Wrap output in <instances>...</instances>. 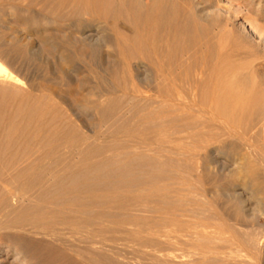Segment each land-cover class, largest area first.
Returning a JSON list of instances; mask_svg holds the SVG:
<instances>
[{"label":"bare ground","instance_id":"obj_1","mask_svg":"<svg viewBox=\"0 0 264 264\" xmlns=\"http://www.w3.org/2000/svg\"><path fill=\"white\" fill-rule=\"evenodd\" d=\"M263 5L264 0H0V81L8 87L22 82L15 72L6 74L3 61L32 79L31 66L54 75L27 81L29 98L13 99L0 143L23 116L22 105L34 114L45 111L39 108L45 98L70 108L81 97L96 114L104 103L117 102L126 127L112 136L123 150L198 159L205 198L247 231L233 232L242 252L223 254L218 264H264V144L252 146V133L247 138L246 128H236L238 117L256 107L257 127L264 129V91L255 86L261 82L249 69L253 65L219 67L239 31L264 33V24L252 18ZM75 72L88 73L102 86L86 93V83L70 76ZM58 84L77 88L62 93ZM18 132L19 151L0 152V264H122L126 248L135 254L123 242L177 246L207 229L183 220L185 210L160 214L162 208L152 204L162 187L134 184L132 191L123 179L119 190L109 192L113 188L93 183V164L76 159L94 138L70 135L52 151L25 152V131ZM153 211L156 217L141 215ZM258 229L260 258L254 248Z\"/></svg>","mask_w":264,"mask_h":264},{"label":"rangeland","instance_id":"obj_2","mask_svg":"<svg viewBox=\"0 0 264 264\" xmlns=\"http://www.w3.org/2000/svg\"><path fill=\"white\" fill-rule=\"evenodd\" d=\"M252 18L259 20L260 23L264 24V5L263 8L258 12L253 10ZM239 32L242 33L240 34ZM239 32L238 34H240V36L237 35L235 38H233L228 50L224 51V55L222 54L219 63L222 67L220 65L219 67L221 69H227L223 67L233 69V67L235 68L239 65L237 68L245 67L246 69H248L249 65H253L252 67L249 66V69H254L253 71H250H255L254 74L257 75V79L259 78L258 80L256 79V82L258 83L259 81L262 83H258V85L255 83V86L258 89H262L264 91V33L260 36H256L245 31L244 29ZM4 62L5 64H9V62L3 61V63ZM248 62H250V64H248ZM5 64H3V66ZM7 65H5L6 67H4L7 69H5L6 74L15 72V74L23 83L20 82L19 87L17 85V88L16 86L8 87L4 82L0 81V128L8 124L9 122V113L11 111V107L14 105L13 99L22 100L25 99V97L27 99L28 93L30 95V90L27 89V85L29 83L35 82L33 81L34 78H38L37 82H41L44 79L52 78L53 75V72L47 71L43 66L39 68L31 66V71H34V77L32 79L29 75L18 72L13 64H11L12 66L9 64L10 67L14 66L13 68H10ZM232 65L234 66L231 67ZM78 67L79 66L75 64V68L73 70L77 71ZM70 76H75L86 83V93L89 91H93L92 89L94 88H91L93 86H96V88H100L102 86H98L96 84L97 81L93 79V76L89 75L86 72H84L83 74L75 72L74 74L71 73ZM57 82L60 83L59 80ZM59 86L60 85L58 84V87ZM76 88L77 86H73L71 89H68V87H65L63 85L62 87L60 86V89L58 88V90L62 93H65L68 90L73 91ZM48 98L49 99L45 98L39 103V108H46V112L40 110L34 113L36 114V117L33 113L28 112L29 109L26 108L25 105H22L21 109L22 111H24V114L22 115L25 116H19L16 119L17 125L15 129L18 134H20V132L18 131H25L26 135L23 137V139L26 137V140L24 139L25 142L22 141L24 142L22 143L24 144V146L22 147V149L24 148L23 151L27 152V150H35L41 152L43 150V153H46V151H52L54 150V148H57L56 146H60V144H62L63 138V140H65V138L67 139L70 135H86V137H90V140L91 138H94L93 140L89 141V147L82 154L77 155L76 159V161H82L83 159H85L84 161H86L85 163L88 166H92L93 164L92 167L90 166L92 169L89 172L88 176L93 183H96L100 187H103L104 189H106V191L108 189L112 190L113 188L112 191L108 190L109 192L115 191L114 188L119 190V188H121L125 183L126 184L123 187H128L130 185L129 190L132 191L134 190V186L136 189V187L140 184L149 185L152 183L155 187H162L161 189L163 190L161 193H157V195L159 196L152 204L155 209H157L158 206L162 208V212L160 214H165L171 211L178 214L181 210H185L187 211L188 216L183 220L187 222H197L207 227V229L204 230V232L200 233L197 237L186 242L182 241L177 246H172L170 244L161 242L137 243L136 245L128 244V242H123L124 248L128 246H134L133 248L135 249V254L133 253V250H130V248H126V250L124 251L125 253L122 252V258H124L122 259V264H134L133 261L135 262V264H195L198 261H205L204 264H218V261H220V259H223L221 258L223 257V254L232 253L233 255H238L242 252L241 250L243 249V245L239 247L238 243L233 240V232L236 231L240 232L241 234L243 233L242 235L244 236L247 231L241 227L232 225V223L229 222L225 217L222 210L217 205L211 203L209 199H206L207 197L205 198L203 190L204 185L198 180L199 171L197 172V169H199L200 162L197 161L198 159L196 160L189 156L187 158L186 156L183 157L175 155H161L160 157L154 152L151 153L147 151L146 153L145 149H136L130 146H128L126 149L124 148V150H126L124 151L122 148V144L120 142L118 143V141L113 137L117 132L126 127L121 119L122 111L121 108H119L121 106L117 104V102H107L113 104V108L107 103H104L100 113H96L99 115H96L95 112L87 105V103L81 100V97L76 98L73 101L72 107L70 108L67 104L62 103V101H59L56 98ZM205 103L210 104L209 101ZM114 104L117 106H115ZM108 106L112 110H110ZM24 107L26 108V110ZM131 107L132 106H129L130 111L133 108ZM126 108L127 110H129L128 107ZM250 108H248V110H245V112H248H246L247 114L244 112L245 114L240 115L238 117L239 119L236 118V121H234V123L237 122L238 124V121L240 120V125H236V128L240 133H242L241 130L246 128L247 132L244 129L243 131L245 133H243L244 135L246 134L245 136L247 138V133L249 131L252 133H250L251 135H249L250 141L252 140V143L250 142L252 146L259 147V145L261 144V147H263L262 144H264V132L262 130L264 129H259L257 127V118L259 117L260 112L255 111V109H257L256 107ZM103 109H106V111H108L105 112L103 111ZM78 110L81 112H79ZM82 112L85 114H82ZM91 112H94V114H92ZM257 112L259 115L257 114ZM39 113H41L42 117ZM251 113L255 115V121H252L253 119L251 116L254 117V115H251ZM77 114H79L80 116H78ZM131 114H133V112H130L129 115ZM21 123H23V125ZM253 124L255 125V127H257L256 130ZM17 126H19L20 128H18ZM24 126L26 127V129L24 128ZM238 126H242L243 128L240 129ZM251 127H253L254 129ZM248 128H251L252 131ZM15 129H8V137L6 136L7 138H5V140L7 141L3 140L4 143H0L1 153L2 150L5 149L18 150V148L16 149L17 146L14 142L18 139V134L14 133ZM253 130H255L256 132L259 131V133H256ZM10 131L13 132H11L9 135ZM60 134L62 135L60 136ZM63 134H65V137H62ZM25 148L27 150H25ZM132 150H135L136 152L134 151L135 153H132ZM138 150L142 151L143 153L145 151V153L142 154L140 152L139 154ZM129 153H131L132 155H129ZM133 154H135L136 156ZM129 156L133 157L130 158ZM122 158H126L127 160ZM157 158H159V160H156ZM103 160L104 163L98 164ZM125 160L128 162L126 163ZM139 168H142L143 171L139 170ZM93 179L96 180L94 181ZM123 179L125 183H122L123 185L121 184L122 186L120 185L118 187ZM173 189L180 190V194H174ZM156 211H153L151 213H143L141 215L150 214L149 216L156 217L158 214ZM255 234L256 236L254 241V248L256 250L257 257L260 258L261 250L263 247L261 229L256 230ZM243 240H245V238H243ZM256 247L258 250L256 249ZM130 251L132 254L130 253ZM130 256L135 259L133 261L130 260ZM175 257H177L178 260H174ZM7 260H10V258L8 257ZM126 260L128 262H132L127 263Z\"/></svg>","mask_w":264,"mask_h":264}]
</instances>
